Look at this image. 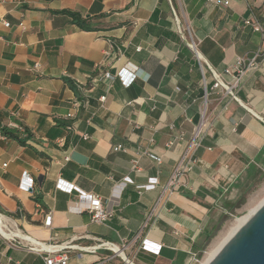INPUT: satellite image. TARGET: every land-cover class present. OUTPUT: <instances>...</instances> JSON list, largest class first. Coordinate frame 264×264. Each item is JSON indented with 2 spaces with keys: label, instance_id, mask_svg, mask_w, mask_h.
Masks as SVG:
<instances>
[{
  "label": "crops",
  "instance_id": "crops-1",
  "mask_svg": "<svg viewBox=\"0 0 264 264\" xmlns=\"http://www.w3.org/2000/svg\"><path fill=\"white\" fill-rule=\"evenodd\" d=\"M248 17L264 23V0H0L11 23L0 22V223L15 232L0 233V262L43 264L49 245L109 241L136 264H194L245 176L264 170V57L237 98L216 86L263 43ZM128 64L138 75L130 86L104 77ZM197 131L196 163L171 185ZM61 179L78 189H59ZM80 192L99 195L111 217L76 210ZM144 239L160 252L143 250ZM78 253L69 264H123L104 248Z\"/></svg>",
  "mask_w": 264,
  "mask_h": 264
},
{
  "label": "built area",
  "instance_id": "built-area-1",
  "mask_svg": "<svg viewBox=\"0 0 264 264\" xmlns=\"http://www.w3.org/2000/svg\"><path fill=\"white\" fill-rule=\"evenodd\" d=\"M25 1V0H21ZM209 2L223 5V6H229L231 3V0H208ZM0 22L5 26L9 27L11 23L7 20H0ZM245 25L251 26L255 31H258L262 35L263 43L262 45L256 49L255 51H252L250 53H247L243 56H238L236 58L235 63L229 67L226 68V72L232 76V80L229 82H226L222 80L221 78H218L216 86H221L224 88V90L231 94L233 97L237 98L236 96V89L240 86L244 76L247 74V72L252 70H257L260 67L261 59L264 57V23L260 22L255 17H248L244 20ZM191 46L196 47V42L191 36L190 41ZM40 64L36 63L35 67H39ZM137 67L133 66L132 64H128L127 66H124L121 68L116 75H112L111 72L106 71L104 73L105 78H115L118 77L123 82L125 86H130L137 78ZM100 100L102 102L106 101V95H102L100 97ZM205 110L203 112V117L205 116ZM69 117L74 116L73 113L68 114ZM18 128L22 132H26V128L23 124H19ZM199 131H197L195 137L192 139L191 144L188 148V150L182 155L178 165L176 166L173 176L170 180L171 185H176L182 183V177L184 174L188 171H190L193 166L196 163V159L194 158V152L195 150L200 146V142L198 141ZM85 138L88 137V134L84 135ZM122 148V145H117L115 147V150H120ZM147 154L154 159L155 161L161 163L162 157L154 152H147ZM70 157L67 156L66 160H69ZM6 165V164H5ZM133 168L135 170H140L139 161L134 160L133 161ZM154 182H151L148 184L149 187L154 186L156 183V179H153ZM33 179L30 178L29 180L25 181L23 184V187L26 190H30L33 187ZM57 187L61 190H65L67 192H73L75 189H78L73 183L65 181L63 179L59 180L57 182ZM74 208L78 211H84L88 210L91 213L92 220L97 223H105L112 215V209L108 206H106L102 200V198L94 193H85L80 192L79 199L76 200ZM3 215L0 212V219ZM53 220V214L51 212H48L45 216V225L51 226ZM0 233L3 235H11L15 232L12 230L10 226L2 225L0 223ZM116 245L113 242L109 241H100L99 244L89 247H81V248H75V245L71 244H52L48 246L49 252L44 257V263L43 264H69L70 261V252L71 250H78L79 256L83 255V252H96L98 249L104 248L111 250L115 252L117 255L121 257L123 260V264H136L132 259H130L126 253L125 248H120L117 246V249L115 248ZM33 249L38 250H45L44 243L37 242L35 246L32 247ZM141 248L143 250H149L155 254H158L160 252V245L156 247H151L150 242L147 239H144L141 242ZM115 258V255H112L108 258V260H111ZM198 260V256L196 258V261ZM195 261V262H196ZM0 264H5L1 263Z\"/></svg>",
  "mask_w": 264,
  "mask_h": 264
},
{
  "label": "water",
  "instance_id": "water-1",
  "mask_svg": "<svg viewBox=\"0 0 264 264\" xmlns=\"http://www.w3.org/2000/svg\"><path fill=\"white\" fill-rule=\"evenodd\" d=\"M208 264H264V200Z\"/></svg>",
  "mask_w": 264,
  "mask_h": 264
},
{
  "label": "rangeland",
  "instance_id": "rangeland-1",
  "mask_svg": "<svg viewBox=\"0 0 264 264\" xmlns=\"http://www.w3.org/2000/svg\"><path fill=\"white\" fill-rule=\"evenodd\" d=\"M241 199L237 201L236 207L230 209L223 216L216 229H212V237L207 243L201 256L194 264H201L207 253L213 248V245L222 237L230 225L237 217L247 214L252 208L258 205L264 198V170L257 171L252 175L245 176L243 183L239 187Z\"/></svg>",
  "mask_w": 264,
  "mask_h": 264
},
{
  "label": "bare ground",
  "instance_id": "bare-ground-1",
  "mask_svg": "<svg viewBox=\"0 0 264 264\" xmlns=\"http://www.w3.org/2000/svg\"><path fill=\"white\" fill-rule=\"evenodd\" d=\"M261 202H259L258 205L252 208L247 214L237 217L235 219V221L230 225V227L222 235V237L213 245V248L207 253L204 258V261L201 264H208L210 262V260L218 252V250L232 237L235 231L251 216V214L255 211V209L259 206ZM115 248L117 249V246Z\"/></svg>",
  "mask_w": 264,
  "mask_h": 264
},
{
  "label": "trees",
  "instance_id": "trees-1",
  "mask_svg": "<svg viewBox=\"0 0 264 264\" xmlns=\"http://www.w3.org/2000/svg\"><path fill=\"white\" fill-rule=\"evenodd\" d=\"M66 12H68L75 19L79 18V15L77 13H75V12H70V11H66ZM1 129H2L3 134L8 136V137H16V138L19 137L18 134H19L20 131H19L18 128H10L8 126H2ZM216 228H218V227L215 226L213 228V230L216 229ZM211 237H212V230L211 231H207L206 232L205 242L203 244H201V245H198V244L195 245V251H197L198 257L201 256V253L204 251V249H205L207 243L210 241Z\"/></svg>",
  "mask_w": 264,
  "mask_h": 264
}]
</instances>
